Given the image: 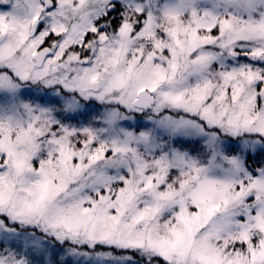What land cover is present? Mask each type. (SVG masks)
Masks as SVG:
<instances>
[{
  "label": "snow or ice",
  "instance_id": "6c2138e0",
  "mask_svg": "<svg viewBox=\"0 0 264 264\" xmlns=\"http://www.w3.org/2000/svg\"><path fill=\"white\" fill-rule=\"evenodd\" d=\"M0 264H264V0H0Z\"/></svg>",
  "mask_w": 264,
  "mask_h": 264
}]
</instances>
